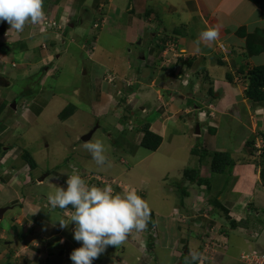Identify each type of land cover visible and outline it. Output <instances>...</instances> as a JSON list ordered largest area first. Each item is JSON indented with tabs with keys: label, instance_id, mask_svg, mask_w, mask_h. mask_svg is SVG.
Here are the masks:
<instances>
[{
	"label": "crops",
	"instance_id": "obj_1",
	"mask_svg": "<svg viewBox=\"0 0 264 264\" xmlns=\"http://www.w3.org/2000/svg\"><path fill=\"white\" fill-rule=\"evenodd\" d=\"M163 1L44 0L45 16L63 27L27 23L18 34L0 23V264H73L70 254L81 244L72 224L61 228L57 221L70 219L73 209H52L47 198L80 172L122 180L121 191L135 189L152 213L144 231L107 247L93 264H193L197 247L203 264H222L228 231L244 240L264 215V156L253 149L264 137V100L249 98L250 81L236 78L264 66V51L248 46H264V33L256 36L264 31V11L250 0ZM150 2L182 20L165 24L154 6L147 17ZM209 28L218 38L199 40ZM74 47L88 59L84 76L93 95L87 101L83 89L69 85L71 99L63 84L61 96L3 93L13 75L27 79L31 73L24 71L33 66L43 88L74 57ZM146 125L161 138L156 151L141 146ZM96 137L105 147L102 167L84 146ZM191 222L208 227L215 250L194 237L201 232Z\"/></svg>",
	"mask_w": 264,
	"mask_h": 264
},
{
	"label": "clouds",
	"instance_id": "obj_2",
	"mask_svg": "<svg viewBox=\"0 0 264 264\" xmlns=\"http://www.w3.org/2000/svg\"><path fill=\"white\" fill-rule=\"evenodd\" d=\"M43 3L44 0H0V23L7 22L10 26L8 32L22 33L27 23L37 25L45 19ZM151 14L152 12L147 17ZM94 28H97V25ZM218 35L216 28H209L200 33L199 40L212 42ZM199 40L196 42L197 51H200ZM6 44L8 43L5 42ZM236 78L238 82L241 78L245 79V83L249 81L248 74L244 77L237 75ZM181 81V85L186 86L187 77ZM261 139L264 137L254 140L253 149L256 156L264 155V151L258 153L256 147ZM84 146L97 166L106 165L105 147L101 141L87 142ZM66 185V189L56 187L55 194L49 195L47 199L52 209L67 210L69 206L73 209L70 219L57 220L61 228L72 224L73 239L81 244L70 254L73 264H93L107 247L116 248L122 245L133 231L140 232L147 228L151 209L135 189L113 195L110 185L103 188L90 187L79 174L68 175ZM257 238V233H254L253 239ZM191 261L193 264L197 261L202 264L198 252L191 254Z\"/></svg>",
	"mask_w": 264,
	"mask_h": 264
},
{
	"label": "rangeland",
	"instance_id": "obj_3",
	"mask_svg": "<svg viewBox=\"0 0 264 264\" xmlns=\"http://www.w3.org/2000/svg\"><path fill=\"white\" fill-rule=\"evenodd\" d=\"M161 2H164V1L161 0ZM263 2H264V0H263ZM153 6L156 8L155 10L158 11V13H157L158 17L159 18L161 17L162 19H160V20H162L165 24L173 25V24H176L182 20L181 16H177L175 14L166 16V15H164V12L163 13L159 12L162 8L161 4H159L157 6L155 3L150 2L147 5V7H150L149 10H152L151 7H153ZM93 17L94 16L90 17L91 21L93 20ZM100 17H103V16H100ZM88 18H89V14L84 13L82 16V21H83L82 26L85 25L86 27H88L87 24L90 21V19H88ZM87 19H88V21H87ZM43 21L42 22L44 24V27L45 26H51L52 27L53 26L52 24L56 23V22H54V20H49L48 16H45V20H43ZM94 22H98V21L95 20ZM73 23H75V21H73ZM49 35L50 34H46V35L42 34L40 36H42V38L43 37L48 38ZM104 36L106 37V35H104ZM36 42H38V39H34V43H36ZM42 42H44V40H42ZM117 45H119L118 41H117ZM65 47H66V43L64 45L59 44L57 46V48L59 49V54H61L62 48H65ZM136 48H138V47L132 46V50L135 51ZM76 49L74 47L73 49H71L72 51L70 50V52L74 55V57H72V58L70 57V59H67L64 63L59 65L57 71L53 74V76L45 79L43 88L38 85V77L36 76V74L39 73L38 67L33 66V67H28L27 71H24V74L26 73V75H30L29 73H31V76L28 77L27 79H23L20 77V75L18 76L17 74L13 75V78H10V87L3 90V93L5 94V92L11 90L12 94H18V93H21V91L29 89L30 93L32 95L35 93H39V91H42L44 93L46 92V95L48 94L47 93L48 91H55L57 95L61 96L62 94L59 93V87L63 84L65 92H67L68 95H71V99H72V97H74L72 95L74 92H73V90L71 91V88L69 85H73L74 88L79 87V88L83 89V91H81L80 94L84 98L83 101H87V99L90 98L89 94L91 93V95H93V92L91 91L92 90L91 86H89V85H92V83H91V81H89L87 79V77L84 76V71H85L84 65H86L88 63V59L86 58L84 53H82L79 49H77V51H76ZM18 50L19 49H17V48H13V53H14V56H16V57L19 56ZM126 52L127 51H125V53ZM98 54L102 55L101 52L100 53L98 52L97 55ZM105 59H107V58H105ZM16 61L18 62L17 59H16ZM54 65L56 66V63ZM7 68L13 70V72H16V70H17L16 68H12L11 66H8ZM111 79L112 78L109 76V80H111ZM122 83H124V82H122ZM119 95H120V93H119ZM83 101L81 102L80 105L86 107L87 104L84 103ZM125 101H126V98H124V97L121 98V100H120V102H122V103H125ZM117 108H119V107H117ZM125 118H127V117H125ZM105 135L107 136L108 134H105ZM100 137L101 136H99L98 138H100ZM55 138H56V135L54 134L53 135L54 141H55ZM98 138L96 137L94 139V141H101L102 142L103 138L102 139H98ZM94 141H93V143H94ZM119 146L121 147L120 143H119ZM115 148H116V150L118 149V143L116 144ZM79 174H80L81 178L86 182V184L90 187L96 186V187L103 188L106 185H110L112 187V189L114 190L113 195L117 194V193L124 194V192H122L123 191L122 190V188H123V181L122 180L119 181L117 179V181H116V183H118V182L122 183V185H120V187H119V186H117L116 183L113 182V178L111 176L106 175V174H101L100 177H98V178H96V176H98V174H100V173L96 172V174H95L93 171L92 172L88 171L85 173L80 172ZM117 189H120V190L116 191ZM126 189H128V187ZM223 194H224V192L221 195H223ZM249 221L254 224V220L250 219ZM256 221L259 224L256 223L253 227L248 228V230L245 232V237L243 236L245 238L244 240L235 231H233V230L228 231L229 232V243L227 245V250L224 252V259L222 261V264H242V263H239V255L242 251L248 252V251H251L252 249L264 251V215L261 214L259 216V218L258 217L256 218ZM191 224H192V226H194L193 222H191ZM194 227H195V229H199V231L201 232L200 234L199 233H193L194 237L198 241H202L204 243L203 244L204 246L208 245L211 249H214L215 246H213V242L215 243L217 241L214 239H211L212 238L211 234H210V236H208L210 233V231L207 229L208 227L204 228V225L202 226V224H200L198 226L195 225ZM207 232H208V234H207ZM254 233H257V235H258V238L255 240L251 238V236H253ZM208 246H206V247H208ZM198 249H201V248L197 247V250ZM200 251H201L200 255L203 256V250H200ZM214 256L215 255H213V258H214ZM209 257H212V255H209ZM201 259H202V264H203L206 260L203 257ZM208 261H209V259H208ZM183 264H184V262H183Z\"/></svg>",
	"mask_w": 264,
	"mask_h": 264
},
{
	"label": "trees",
	"instance_id": "obj_4",
	"mask_svg": "<svg viewBox=\"0 0 264 264\" xmlns=\"http://www.w3.org/2000/svg\"><path fill=\"white\" fill-rule=\"evenodd\" d=\"M146 1H149V0H146ZM250 1L252 3L258 4L259 6H261L262 7L261 10L264 11L263 0H250ZM146 13L147 15H149V13H151V10L148 9ZM263 33L264 31H257L256 36L260 37L261 34ZM248 46L250 47V49H252L256 53L264 51V46L258 47V48H254L253 46L249 44ZM248 80L250 82H249V87H248L246 94L249 96V98L254 99V100H264V66L262 65V66H258L252 69L250 74H248ZM143 130H144V137L141 142V146L149 151H156L161 144V138L153 134L152 132H150L149 127L147 125L143 127ZM213 167L215 169V166ZM262 181L264 183V169L262 170ZM150 217H152V213ZM151 224L152 222H150V225Z\"/></svg>",
	"mask_w": 264,
	"mask_h": 264
},
{
	"label": "built area",
	"instance_id": "obj_5",
	"mask_svg": "<svg viewBox=\"0 0 264 264\" xmlns=\"http://www.w3.org/2000/svg\"><path fill=\"white\" fill-rule=\"evenodd\" d=\"M256 147L258 153L264 151V139H261ZM240 260L243 264H264V251L252 249L251 251L243 252L240 256Z\"/></svg>",
	"mask_w": 264,
	"mask_h": 264
},
{
	"label": "water",
	"instance_id": "obj_6",
	"mask_svg": "<svg viewBox=\"0 0 264 264\" xmlns=\"http://www.w3.org/2000/svg\"><path fill=\"white\" fill-rule=\"evenodd\" d=\"M0 32H2V28L0 29ZM14 108V107H13ZM91 136V133H88L87 135H85L83 138H82V141H87ZM0 213L2 214L3 213V210L0 211Z\"/></svg>",
	"mask_w": 264,
	"mask_h": 264
},
{
	"label": "bare ground",
	"instance_id": "obj_7",
	"mask_svg": "<svg viewBox=\"0 0 264 264\" xmlns=\"http://www.w3.org/2000/svg\"><path fill=\"white\" fill-rule=\"evenodd\" d=\"M52 25L56 26V24H55V23H53Z\"/></svg>",
	"mask_w": 264,
	"mask_h": 264
}]
</instances>
